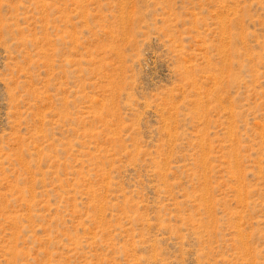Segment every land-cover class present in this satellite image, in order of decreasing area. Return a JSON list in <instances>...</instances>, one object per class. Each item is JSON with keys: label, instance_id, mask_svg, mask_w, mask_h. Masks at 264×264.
Returning a JSON list of instances; mask_svg holds the SVG:
<instances>
[{"label": "rangeland", "instance_id": "rangeland-1", "mask_svg": "<svg viewBox=\"0 0 264 264\" xmlns=\"http://www.w3.org/2000/svg\"><path fill=\"white\" fill-rule=\"evenodd\" d=\"M0 264H264V0H0Z\"/></svg>", "mask_w": 264, "mask_h": 264}]
</instances>
